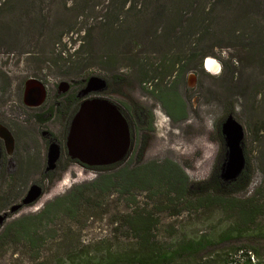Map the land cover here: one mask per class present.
<instances>
[{"label":"rangeland","instance_id":"374dc122","mask_svg":"<svg viewBox=\"0 0 264 264\" xmlns=\"http://www.w3.org/2000/svg\"><path fill=\"white\" fill-rule=\"evenodd\" d=\"M148 1L140 16L138 0H0V112L22 107L29 77L41 79L51 94L62 80L69 83L68 93H76L90 75L102 76L107 97L152 113L153 128L142 132L138 161L171 159L195 181L209 175L221 148L220 123L233 110L245 131L252 190L264 178V0ZM208 57L218 63L216 69L205 66ZM170 85L185 102L186 117L177 121L151 93ZM128 159L136 162V156ZM95 176L70 162L44 182L39 200L12 214L0 230ZM39 178L41 171L25 172L12 189L0 192V212ZM144 194L137 198L143 201ZM112 226L109 215L90 217L82 233L88 240ZM5 249L0 264H37L24 245L8 243ZM52 250L46 245L41 260Z\"/></svg>","mask_w":264,"mask_h":264},{"label":"trees","instance_id":"16d2710c","mask_svg":"<svg viewBox=\"0 0 264 264\" xmlns=\"http://www.w3.org/2000/svg\"><path fill=\"white\" fill-rule=\"evenodd\" d=\"M149 4L136 2L140 16ZM174 20V15L167 18L169 24ZM151 93L171 120L186 117L185 102L174 86ZM152 123L153 117L149 130ZM220 141L214 165L202 180H191L171 159L138 161L143 144L134 164L129 159L110 169L86 167L96 172L93 179L71 185L37 212L1 228L0 256L5 245L17 243L26 246L37 264H48L46 259L51 264H264V178L249 190L254 171L247 161L235 179L222 180L225 147L222 137ZM105 215L114 226L85 240L87 220ZM49 244L54 250L41 260Z\"/></svg>","mask_w":264,"mask_h":264},{"label":"water","instance_id":"95a60500","mask_svg":"<svg viewBox=\"0 0 264 264\" xmlns=\"http://www.w3.org/2000/svg\"><path fill=\"white\" fill-rule=\"evenodd\" d=\"M218 66V63H217ZM193 85L194 74H189ZM84 85L78 90L77 96L82 97L74 112L67 133V154L76 159L82 166L99 165L117 162L128 156L129 137L126 120L117 104L108 97H86L90 93H100L106 90L107 82L99 75H90L84 80ZM68 81L59 82V90L65 91ZM46 96L44 82L35 77L24 81L23 100L30 106L40 105ZM225 154L220 167V177L224 181L235 179L247 165L244 153V127L228 113L220 123ZM0 135H11L6 127H0ZM59 146L51 143L47 152V169L55 166L59 156ZM45 189L39 183H32L25 195L7 210L0 212V227L12 214L39 200Z\"/></svg>","mask_w":264,"mask_h":264},{"label":"flooded vegetation","instance_id":"af4514ba","mask_svg":"<svg viewBox=\"0 0 264 264\" xmlns=\"http://www.w3.org/2000/svg\"><path fill=\"white\" fill-rule=\"evenodd\" d=\"M81 82L80 88L84 85L85 81ZM68 87L65 91H62L57 86V91H53L51 94L48 93L46 87L44 101L38 106H30L25 104L23 100V84L22 107L15 108L9 105L5 111L0 112V127H6L11 134L5 137L0 135L1 193L12 189L25 172L41 171V178L34 180L31 184L39 183L44 187V182L52 180L53 174L56 171L63 170L70 162L79 163L67 154L66 140L72 116L77 110L82 97L77 96L80 88L76 93L72 91L68 93ZM107 88L103 92L90 93L86 97H107ZM74 96L76 100L75 110L73 109ZM114 102L126 120L129 137L128 156L117 162L92 166L84 165V167L103 169L118 167L126 162L128 158H131V156L134 158L142 144V132H146V129L150 125L151 111L145 107L124 106L116 101ZM51 143L58 144L60 152L55 166L47 169V152ZM26 191L21 194L18 202L25 195Z\"/></svg>","mask_w":264,"mask_h":264},{"label":"bare ground","instance_id":"6f19581e","mask_svg":"<svg viewBox=\"0 0 264 264\" xmlns=\"http://www.w3.org/2000/svg\"><path fill=\"white\" fill-rule=\"evenodd\" d=\"M209 58V57H208ZM207 58V59H208ZM205 60V66H206V64H207V66L209 67V68H212V69H216L217 67V63H216V61L213 59V58H209L208 60ZM206 66V67H207Z\"/></svg>","mask_w":264,"mask_h":264}]
</instances>
